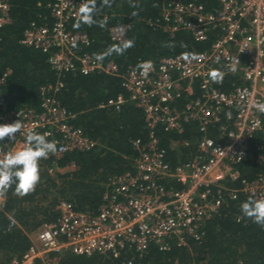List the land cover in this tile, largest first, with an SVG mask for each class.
<instances>
[{
  "label": "built area",
  "instance_id": "2783aa9c",
  "mask_svg": "<svg viewBox=\"0 0 264 264\" xmlns=\"http://www.w3.org/2000/svg\"><path fill=\"white\" fill-rule=\"evenodd\" d=\"M10 1L0 0V28L10 22ZM93 1L55 0L49 5L51 25L31 24L21 43L48 54L58 73L119 77L130 101L144 114L148 139L133 141L137 153L133 170L108 181L105 204L98 213L76 211L62 202L56 221L31 234L27 251L9 264H59V255L65 251L114 258L132 251L141 257L150 245L167 250L171 240L181 246L188 238L198 239L200 228L219 213L225 199L264 198V173L246 179L237 169L252 147L256 162L264 165V113L254 107L264 102V0H212L215 5L210 9L197 2L161 0L159 19L149 21L151 27L172 36L186 32L197 42L207 41L210 34L215 38L199 52L167 56L157 66H130L122 74L115 63L84 51L89 45L85 33L69 29L72 22L91 21ZM130 27V23L116 25L109 35L122 41ZM213 70L222 73V79L213 81ZM7 73L0 75V88ZM227 78L231 81L223 90ZM53 90L52 86L41 89L39 111L2 109L0 125L20 120L23 127L15 141H0V159L22 150L30 132L57 142V151L49 156L97 146L70 123L73 116L59 105ZM181 99L184 103L179 107ZM122 103L121 98L108 101L116 107ZM222 111L228 112L221 117ZM191 122L201 133L195 151L171 167L155 129L181 134L184 124ZM183 146L189 143L170 141V149L177 152ZM3 202L0 196V207Z\"/></svg>",
  "mask_w": 264,
  "mask_h": 264
},
{
  "label": "trees",
  "instance_id": "16d2710c",
  "mask_svg": "<svg viewBox=\"0 0 264 264\" xmlns=\"http://www.w3.org/2000/svg\"><path fill=\"white\" fill-rule=\"evenodd\" d=\"M54 1H10V22L0 28V75L8 72L0 88V113L3 108L39 111L41 89L52 86L53 97L73 116L70 123L81 128L97 146L41 159L40 181L27 195H17L13 183L0 207V264L20 258L30 246V235L43 224L56 221L62 202L71 204L76 211L98 213L105 204L103 196L108 181L133 170L137 156L133 141L139 139L144 143L148 139L144 114L130 101L119 77L82 75L79 71L58 73L49 63L48 54L21 43L23 32L31 24L51 25L49 5ZM180 1L202 3L206 9L215 5L212 0ZM161 3V0H96L90 3L91 21L72 22L69 29L85 33L89 45L84 51L115 63L120 74L130 66L147 63L157 66L161 58L190 55L212 43L214 34L205 42H197L186 32L172 36L161 28L151 27L149 21L159 19ZM127 23L131 27L124 40H112L110 28ZM229 81L227 78L223 90L228 89ZM118 98L123 100L121 105H108L109 100ZM183 103L179 100L178 106ZM226 112L222 111L221 117ZM155 134L171 167L191 157L201 136L192 122L184 124L181 134L167 132L162 127H157ZM171 140L187 141L189 146L180 147L177 152L170 149ZM237 169L246 179L264 173V165L256 162L253 147ZM248 200L251 199L243 195L235 200L225 199L219 213L200 228L199 238H188L184 245L179 246L174 240L167 250L150 245L141 257L132 251L116 258L101 254L79 256L65 251L59 255V264H128V261L132 264H264V227L241 211V204Z\"/></svg>",
  "mask_w": 264,
  "mask_h": 264
},
{
  "label": "clouds",
  "instance_id": "9594fccd",
  "mask_svg": "<svg viewBox=\"0 0 264 264\" xmlns=\"http://www.w3.org/2000/svg\"><path fill=\"white\" fill-rule=\"evenodd\" d=\"M84 11H89L87 6L84 7ZM210 76L213 81H217L218 78L222 79L223 74L213 70ZM254 107L264 113V102H258ZM22 127L20 120L0 125V141L5 138L15 141L16 134L21 132ZM56 151L57 142L49 141L46 134L28 133L26 146L22 150L8 152L0 159V196H4L13 183L16 184L15 193L19 196L33 192L40 181L39 161ZM241 211L254 223L264 227V198L242 203Z\"/></svg>",
  "mask_w": 264,
  "mask_h": 264
}]
</instances>
